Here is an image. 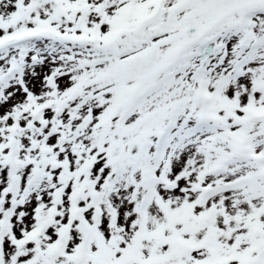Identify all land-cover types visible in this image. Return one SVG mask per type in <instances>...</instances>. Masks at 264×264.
<instances>
[{"label": "snow or ice", "instance_id": "6c2138e0", "mask_svg": "<svg viewBox=\"0 0 264 264\" xmlns=\"http://www.w3.org/2000/svg\"><path fill=\"white\" fill-rule=\"evenodd\" d=\"M0 264H264V0H0Z\"/></svg>", "mask_w": 264, "mask_h": 264}]
</instances>
